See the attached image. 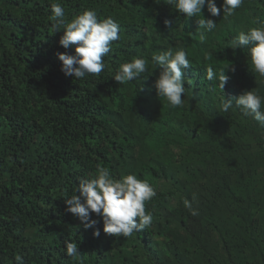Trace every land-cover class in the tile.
<instances>
[{
    "label": "trees",
    "instance_id": "trees-1",
    "mask_svg": "<svg viewBox=\"0 0 264 264\" xmlns=\"http://www.w3.org/2000/svg\"><path fill=\"white\" fill-rule=\"evenodd\" d=\"M54 2L0 0V264H16L17 255L23 264H264V125L235 106L220 111L223 93L205 78L207 66L224 68L225 98L264 95L247 49L230 47L264 22V0H244L230 17H212L205 5L202 15L217 24L211 32L164 0H60L69 19L94 9L120 25L107 67L84 79L60 70L56 54H75V46L64 49L63 30L49 31ZM180 48L191 65L184 104L173 108L157 96L162 68L151 56ZM135 57L149 61L148 71L116 82L119 66ZM97 165L149 181L152 226L113 237L92 213L97 238L66 212L65 199ZM66 241L78 244L77 259Z\"/></svg>",
    "mask_w": 264,
    "mask_h": 264
},
{
    "label": "clouds",
    "instance_id": "clouds-1",
    "mask_svg": "<svg viewBox=\"0 0 264 264\" xmlns=\"http://www.w3.org/2000/svg\"><path fill=\"white\" fill-rule=\"evenodd\" d=\"M160 2V0H157ZM244 0H223L218 8L216 0H164V3L174 7L186 18H198V28L211 32L217 24L211 18L202 15V9L207 6L212 17H218L223 12L225 17L234 15ZM49 31L53 34L61 32L59 44L64 49L75 46V54L57 53L61 64V72L66 77L84 79L89 74L99 75L107 67L104 57L112 50V43L120 40V25L112 18L98 19L94 9H85L80 14L69 19L60 0L51 4ZM168 24V21H165ZM256 26L247 31H240L230 41L232 49H247L250 60L249 70L264 78V22L255 21ZM205 37L200 34V39ZM188 52L183 49L173 51L168 49L151 56L153 66L162 68L155 80L158 98L166 100L173 108L184 104L185 94L184 70L189 68ZM149 61L143 57H135L129 62L122 63L114 75L119 84L133 81L148 71ZM205 78L215 82L216 87L223 93L219 100V110L227 113L230 109L238 108L244 117L264 125V95L259 89L244 90L238 97L225 98L224 89L229 77L225 69L216 70L213 66L206 67ZM235 71V68H232ZM191 83V81H189ZM75 194L65 199L66 212L73 214L83 224L85 229H94V237H99L101 231L96 227L98 220L92 219L95 213L102 218L103 232L113 237H130L134 232L143 231L152 226L154 216L152 211H146V202L156 196V190L148 180L138 178L135 173H128L115 178L108 167L97 165L93 178H81ZM79 195H76V193ZM184 207L192 216L199 215L193 208L192 202L185 199ZM68 257L77 259L81 254L76 242H65ZM16 264H23V257H15Z\"/></svg>",
    "mask_w": 264,
    "mask_h": 264
}]
</instances>
